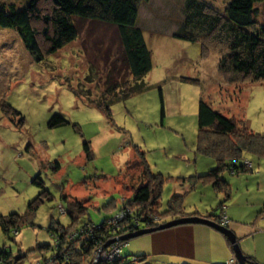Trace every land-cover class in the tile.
Segmentation results:
<instances>
[{
  "label": "rangeland",
  "instance_id": "374dc122",
  "mask_svg": "<svg viewBox=\"0 0 264 264\" xmlns=\"http://www.w3.org/2000/svg\"><path fill=\"white\" fill-rule=\"evenodd\" d=\"M182 1L140 3L137 23L150 50L152 67L143 77L144 90L112 104L111 122L100 109L81 100L72 88L79 92L90 91L92 96L105 89L107 70L114 69L109 62L121 55L114 26L75 18L78 37L53 54L44 53L41 61L30 55L13 29L0 30V214L24 213L28 202L40 190L32 182L37 174L53 196L38 206L33 224H24L19 231L14 229L8 234L0 228V249H10L14 263L38 264V260L51 252L41 244H52V232L72 234L80 229L83 238L94 228L92 222L87 221L90 230H86L85 224H76L78 218H69L61 194L70 201L83 200L88 209L81 220L89 217L98 223L111 215L112 221L124 219L132 208L122 202L140 183L136 172L125 171L124 163L137 155V149L144 151L151 170L163 176L161 210L173 193L184 194L183 208L193 215L207 217L213 209L218 214L222 203L228 218L226 225L238 227L235 235L240 239L238 245L242 252L264 260V234H252L253 237L246 234L263 227L264 211H259L264 206V155L247 152V170L238 174H231L229 170L223 172L222 178L230 185L229 197L201 181L190 189L187 180L216 165L212 157L196 148L199 99L209 101L226 117L242 119L251 131L264 134V82L223 72L216 50H204L199 42L175 37L182 16ZM202 1L219 11L229 2ZM0 2L21 8L26 0ZM263 18L264 12L260 20ZM39 42L44 50L46 44ZM90 64L94 66V81L85 84ZM115 66V70L121 68L119 59ZM114 78L109 79L114 81ZM55 113L61 114L68 123L49 126L48 121ZM84 141H89L91 147L89 159L83 148ZM90 176H93L91 180L84 181ZM89 195L92 197L88 198ZM124 207L129 209L123 211ZM153 220L160 221L156 215ZM169 220L172 219L158 225ZM59 223L66 225L67 230ZM147 234L129 239L117 236L107 242L113 244L110 249L115 248L120 253V239L126 240L123 255H128L126 259L130 260L132 254L148 251L144 250L149 246ZM106 243L99 244L90 254L95 259L93 263L111 264V254L106 253L110 243ZM229 247L232 248L228 242V256L219 261L226 263L233 256ZM180 261L212 264L191 259Z\"/></svg>",
  "mask_w": 264,
  "mask_h": 264
},
{
  "label": "trees",
  "instance_id": "16d2710c",
  "mask_svg": "<svg viewBox=\"0 0 264 264\" xmlns=\"http://www.w3.org/2000/svg\"><path fill=\"white\" fill-rule=\"evenodd\" d=\"M146 1L148 0H26L21 8L13 3L0 2V30L13 29L30 55L35 60L41 61L44 53L53 54L78 37L75 18L96 20L114 26L121 55L115 61L107 60V63L114 65V69L107 70L105 89L92 96L90 91L79 92L77 88H72L81 100L100 109L111 122L112 104L144 90L143 77L152 67L150 50L144 40L142 28L137 23L139 5ZM181 11L182 16L174 32L175 37L199 42L204 50H216L219 54V68L223 72H231L251 81L264 82V18L260 20L264 12V0H229L223 11L202 0H183ZM40 40L46 44L44 50ZM118 59L121 68L115 70ZM93 68L94 66L90 64L84 79L85 84L94 81ZM117 71L119 72L116 74ZM110 77H115L114 81L109 79ZM80 86L84 85L80 84ZM14 113L19 114L16 110ZM197 122L199 130L196 148L199 152L212 157L216 165L203 174L190 176L187 179L190 189L201 181L211 184L216 190L224 191L229 197L230 185L222 178L223 172L229 170L231 174H238L247 170L245 164L249 161L245 157L247 152L264 155V134L248 129L242 119L236 120L233 116H224L219 109L203 98L199 99ZM66 123L68 120L57 113L53 114L48 121V125L52 127ZM83 148L86 157L91 158L89 141H84ZM124 165L125 171L136 172L140 181L139 185L133 188L132 195L122 202L124 205L130 204L132 211L129 210L124 219L117 218L115 221H112L113 215L98 223L93 222L89 217L81 220L79 218L88 209L83 204V200L70 201L61 194V198L66 202L65 208L69 218L72 220L78 218L76 224L79 226L85 224L86 230H90L87 221L92 222L94 228L83 238L81 236L84 233H81L80 229L72 234L52 232V244H41L42 248H48L51 252L44 256L45 258L38 260V264H51L53 261L54 264H80L82 261L92 264L95 259L90 254L102 242L106 243L114 237L134 232L144 226L158 225V222L167 219L194 214L184 210L182 205L184 194L181 193H173L165 209L161 210L163 176L151 170L144 151L137 149V155L127 160ZM57 167H59L58 164L55 168ZM93 176L86 177L84 181L87 178L91 180ZM32 182L37 184L40 190L28 202L24 213L0 214V228L5 233L8 234L14 229L19 231L24 224H33L32 218L38 206L45 200L52 199V193L44 187L39 174L33 177ZM91 197L92 195H89L88 198ZM114 204L117 207L116 203ZM221 204H219L221 211L218 214L213 209L206 216L220 223V217L225 214ZM121 208L123 205L120 206ZM126 208L128 207H124L123 211ZM262 208L259 211L261 213L264 211V206ZM82 210H85L84 213ZM131 212L137 216H133ZM261 213L259 216L264 214V212ZM154 215L158 216L160 221H154ZM115 222H118V226H115ZM59 225L64 226V229L67 227L61 223ZM51 229H49L50 232ZM120 241L122 242L121 256L113 262L114 264H135L136 262L150 264L151 261L145 252L132 254V258L127 260L128 255H123L122 249L126 240L120 239ZM107 243H110L109 248L113 245L111 242ZM12 255L13 252L10 249L1 248L0 264H17L14 263ZM244 255L247 264H260L254 256ZM155 263L160 261L156 259Z\"/></svg>",
  "mask_w": 264,
  "mask_h": 264
},
{
  "label": "crops",
  "instance_id": "0c3cea01",
  "mask_svg": "<svg viewBox=\"0 0 264 264\" xmlns=\"http://www.w3.org/2000/svg\"><path fill=\"white\" fill-rule=\"evenodd\" d=\"M257 219H259L258 216L255 217V221ZM262 224L263 227L257 229V233H254L256 232L255 230H251L246 234L252 237V234H264V219ZM230 228L234 233L238 234L237 226H230ZM147 235H149L146 239L149 246L144 245V250H148L145 253L151 262H156L157 259L158 261L161 260L163 264L166 262H171L170 264H183L184 262L180 260L191 259L199 263L227 264L231 258L226 263L219 261V258L225 260V256H228V250L226 249L228 241L222 233L204 224H179L170 228L154 231ZM245 252L247 253V251H244V254H246ZM246 255L249 254L247 253ZM257 261L260 264L264 263V260L260 258Z\"/></svg>",
  "mask_w": 264,
  "mask_h": 264
},
{
  "label": "water",
  "instance_id": "95a60500",
  "mask_svg": "<svg viewBox=\"0 0 264 264\" xmlns=\"http://www.w3.org/2000/svg\"><path fill=\"white\" fill-rule=\"evenodd\" d=\"M183 223L204 224V225H207V226L219 231L220 233H222L225 236V238L231 244L232 251H233V254L236 258V261L239 264H247L246 256L244 255V253L242 252V250L240 249V247L238 245V240L236 238L235 233L230 228H227L224 225H221V224H219V223H217V222H215V221H213L207 217H204V216L191 215V216H187V217L175 218V219L169 220L167 222H164V223H162V224H160L154 228H141V229H138L134 232L127 233V234L123 235L121 237V239L133 238V237H136V236H139L142 234L150 233V232L157 231V230L166 229L168 227H172L174 225L183 224ZM107 244L108 243H106V245ZM93 264H95V263H93Z\"/></svg>",
  "mask_w": 264,
  "mask_h": 264
},
{
  "label": "built area",
  "instance_id": "2783aa9c",
  "mask_svg": "<svg viewBox=\"0 0 264 264\" xmlns=\"http://www.w3.org/2000/svg\"><path fill=\"white\" fill-rule=\"evenodd\" d=\"M249 163V161H246L245 162V164L247 165ZM249 166H251V164L249 165ZM227 222H228V218H227V216L225 215V214H222V216L220 217V224L221 225H226L227 224ZM112 247V246H111ZM110 247V248H111ZM110 248H108L107 250V252L106 253H110L111 255V259L112 260H110L111 261V264H114L113 262H116L117 261V259L121 256V254L119 253V252H117L116 250H115V248H113V249H110ZM110 249V250H109ZM120 252H121V249H120ZM107 254V255H108ZM229 263H235V259H234V257H232L230 260H229Z\"/></svg>",
  "mask_w": 264,
  "mask_h": 264
},
{
  "label": "clouds",
  "instance_id": "9594fccd",
  "mask_svg": "<svg viewBox=\"0 0 264 264\" xmlns=\"http://www.w3.org/2000/svg\"><path fill=\"white\" fill-rule=\"evenodd\" d=\"M227 228H229V227H227ZM232 257H234V259H235V263H238V262L236 261V258H235V256H234V254H233ZM232 257H231V258H232ZM231 258H230V259H231ZM230 259H229V260H230ZM229 260H228L227 264H235V263H229Z\"/></svg>",
  "mask_w": 264,
  "mask_h": 264
}]
</instances>
